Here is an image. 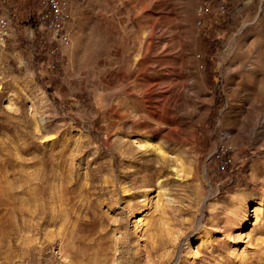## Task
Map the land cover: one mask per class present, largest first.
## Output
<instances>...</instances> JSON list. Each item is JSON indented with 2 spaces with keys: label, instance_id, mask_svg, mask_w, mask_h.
Returning a JSON list of instances; mask_svg holds the SVG:
<instances>
[{
  "label": "rangeland",
  "instance_id": "rangeland-1",
  "mask_svg": "<svg viewBox=\"0 0 264 264\" xmlns=\"http://www.w3.org/2000/svg\"><path fill=\"white\" fill-rule=\"evenodd\" d=\"M202 1L0 0V264H264V0Z\"/></svg>",
  "mask_w": 264,
  "mask_h": 264
},
{
  "label": "built area",
  "instance_id": "built-area-1",
  "mask_svg": "<svg viewBox=\"0 0 264 264\" xmlns=\"http://www.w3.org/2000/svg\"><path fill=\"white\" fill-rule=\"evenodd\" d=\"M81 0H43L42 18L45 30L50 36L59 43L69 44L70 35L66 29V17L68 16L69 7L72 3ZM214 0H203L197 7L199 15L198 24L203 25L206 16L212 12V3ZM219 9L224 12L227 9V0H219ZM9 34V25L5 17H0V46L5 44L6 37ZM233 147L230 144H225L221 147L222 153H229ZM229 164V159H225L221 165L225 168Z\"/></svg>",
  "mask_w": 264,
  "mask_h": 264
},
{
  "label": "bare ground",
  "instance_id": "bare-ground-1",
  "mask_svg": "<svg viewBox=\"0 0 264 264\" xmlns=\"http://www.w3.org/2000/svg\"><path fill=\"white\" fill-rule=\"evenodd\" d=\"M175 45V44H174ZM172 67V66H171ZM173 69V68H172ZM176 69V68H175ZM169 80V79H168ZM161 83V82H160ZM162 84V83H161ZM169 84H171V83H169ZM166 85L164 88H166L167 87V89H166V92L168 91V92H171L172 90H171V86L170 85ZM164 92V91H163ZM162 96H163V100L162 101H160L161 103L162 102H164V101H166L167 99H168V94L167 93H163V94H161ZM159 96V95H158ZM159 101H158V103H159ZM157 103V104H158ZM155 113H157V111H154ZM177 130L176 129H173L172 130V132H176ZM162 146V145H161ZM160 152H162V155H166V153L163 151V150H160ZM165 157V156H164Z\"/></svg>",
  "mask_w": 264,
  "mask_h": 264
}]
</instances>
